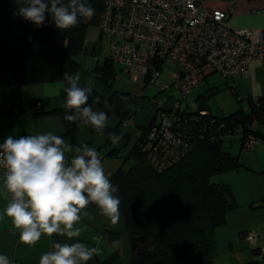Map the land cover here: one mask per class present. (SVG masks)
I'll return each instance as SVG.
<instances>
[{
	"label": "trees",
	"instance_id": "trees-1",
	"mask_svg": "<svg viewBox=\"0 0 264 264\" xmlns=\"http://www.w3.org/2000/svg\"><path fill=\"white\" fill-rule=\"evenodd\" d=\"M86 2L95 9V15L91 19L81 17L75 27L60 30L50 14L46 13L44 24L37 27L16 14L22 0H0V115L10 116L22 109L23 85L61 80L66 87L63 74L79 72L76 57L85 49L88 28L98 25L105 0ZM108 75L103 73L102 79L107 81ZM80 84L87 86L81 80ZM141 100L140 95L123 90L115 89L104 96L92 88L88 105L94 111L116 115L120 123L133 117ZM54 112L62 118V132L55 135L69 138L75 147L83 145L75 141L81 122L64 118L72 111L62 107ZM175 113L178 119L174 129L187 145L176 159L164 167L151 161V123L141 127L127 155L133 163L108 176L119 188L116 196L129 235L130 264H214L216 230L237 205L230 184L215 180L217 174L240 166L238 156L227 149L225 136L239 133L242 145L251 134L264 138L258 130L259 124H264V96L250 99L247 110L240 107L224 116L213 115L203 106L195 111L177 109ZM102 133L108 142L113 135L118 140L128 138L118 125H105ZM29 135L18 133L13 138ZM251 206H264V199ZM115 256L104 260L93 257L86 264H109Z\"/></svg>",
	"mask_w": 264,
	"mask_h": 264
},
{
	"label": "crops",
	"instance_id": "crops-1",
	"mask_svg": "<svg viewBox=\"0 0 264 264\" xmlns=\"http://www.w3.org/2000/svg\"><path fill=\"white\" fill-rule=\"evenodd\" d=\"M199 2L202 7L210 10L231 8L232 11L226 19V23L231 27H264V0H199ZM115 40L114 37L102 35L96 26H90L86 34L85 49L76 57L81 66L79 70L81 81L86 84L91 81L92 88L102 95L108 96L117 89L142 97L129 121L119 123L116 115L108 116L106 125H118L128 134L127 139L116 141L111 139L108 142L107 135L92 131L90 125L79 123L77 127L75 141L87 144L98 151L107 176L119 167L128 168L133 163L127 155L137 141L141 127L151 123L153 126L158 124L161 112L173 111L175 101H179L178 109L180 110L195 111L203 106L213 115L224 116L235 112L240 107L247 110L250 99L264 96V58H254L249 62L246 76L225 78L219 72L206 76L188 96H185H190L192 99L188 101L187 108H182L181 100L177 98H174L172 103L163 105L156 100V109L148 108L144 91L147 84L152 82L148 81L146 76L136 80L130 77L120 78L115 70L116 62L111 58L110 47ZM164 64L165 62L161 72ZM103 69H105L104 72ZM105 72L109 74L107 81L102 79V74ZM123 73L125 76H130L124 71ZM115 80H122L123 83L121 86H114ZM165 81L162 79L159 85ZM64 88L61 80L23 85L21 87L22 109L10 116L0 115V144L9 135L13 137L18 133L31 135L61 133L62 118L54 110L62 108L65 103ZM174 92L180 93L176 89L170 90L168 96L174 97ZM258 130L264 134V124H259ZM63 138L75 147L69 138ZM224 143L230 152L238 156L240 166L217 174L215 180H223L230 184L237 205L226 213L224 224L216 230L217 255L214 264H249L252 261L264 264V254H262L264 206H251V203L264 199V138H259L251 145H242L240 134L234 133L226 135ZM66 155L70 161L75 153ZM7 203L3 177H1L0 255H6L12 264H39L43 254L54 250V243H82L90 248H99L100 254L94 257L100 260L107 259L116 253L109 264H130L129 235L125 219L121 215L117 221L113 222L96 204L90 203L86 209L82 210L81 220L74 225V228L80 229L78 236L69 238L59 233L51 237L42 235L39 241L30 245L20 240L19 230L15 229L11 218L4 214ZM83 212H87L88 215L84 216ZM245 233L252 235L253 238L249 239Z\"/></svg>",
	"mask_w": 264,
	"mask_h": 264
},
{
	"label": "clouds",
	"instance_id": "clouds-1",
	"mask_svg": "<svg viewBox=\"0 0 264 264\" xmlns=\"http://www.w3.org/2000/svg\"><path fill=\"white\" fill-rule=\"evenodd\" d=\"M22 3L16 14L37 27L44 24L46 13L60 30L75 27L81 17L91 19L95 15V9L86 0L66 3L65 0H22ZM63 79L67 82L63 107L72 111L71 115H65V120L80 121L102 133L108 115L88 105L91 81L81 86L79 72H65ZM111 139L116 141L119 137L113 135ZM73 152L75 155L69 161L66 154ZM0 166L5 169L3 189L8 200L4 214L19 230L23 243L34 245L42 235L51 237L56 233L69 238L78 236L80 229L74 225L90 203L96 204L113 222L119 218L121 201L114 195L119 188L105 174L98 151L87 144L73 147L51 132L19 139L9 135L0 144ZM53 249L40 257L39 264H86L100 254L99 248L82 243H54ZM0 264L12 262L6 255H0Z\"/></svg>",
	"mask_w": 264,
	"mask_h": 264
},
{
	"label": "built area",
	"instance_id": "built-area-1",
	"mask_svg": "<svg viewBox=\"0 0 264 264\" xmlns=\"http://www.w3.org/2000/svg\"><path fill=\"white\" fill-rule=\"evenodd\" d=\"M231 11L206 9L199 0H105L96 27L102 35L116 38L111 58L134 80L146 76L154 82L163 63L174 62L177 70L170 83L162 82L160 87H173L185 97L213 72L225 78L246 76L249 62L264 58V27H231L226 23ZM172 108L161 112L160 122L148 134L149 157L158 167L187 147L174 129L178 100ZM257 141L251 134L245 145ZM4 171L0 166V178Z\"/></svg>",
	"mask_w": 264,
	"mask_h": 264
},
{
	"label": "rangeland",
	"instance_id": "rangeland-1",
	"mask_svg": "<svg viewBox=\"0 0 264 264\" xmlns=\"http://www.w3.org/2000/svg\"><path fill=\"white\" fill-rule=\"evenodd\" d=\"M119 63H115V70L117 71V74L120 76V78H125L128 79L130 76H125V74L123 73L124 69H121V65ZM177 70V65L175 63H173L172 61L168 60L165 62L163 70L160 74V77L158 80H156L155 82L149 83L147 84L145 91H144V95L147 96L146 97V104L148 108H153L156 109L157 104H156V100L159 101V104H170L172 103V101H174V98H177L179 100H181V107H186L188 101H191V97H182V94L178 93V92H174L173 95L174 97H170L168 96V93L170 92V90H175L173 87L167 88L166 90H162L159 82H161L162 79H165V83H170L171 81V73L173 71ZM125 72V71H124ZM131 78V77H130ZM132 79V78H131ZM133 80V79H132ZM122 80L117 81L115 80L114 82V86H121ZM145 104V105H146ZM187 108V107H186Z\"/></svg>",
	"mask_w": 264,
	"mask_h": 264
}]
</instances>
